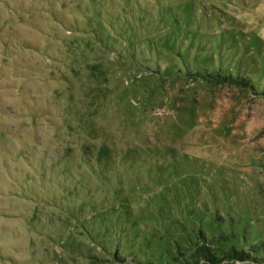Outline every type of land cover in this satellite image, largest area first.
I'll return each instance as SVG.
<instances>
[{"label": "rangeland", "instance_id": "rangeland-1", "mask_svg": "<svg viewBox=\"0 0 264 264\" xmlns=\"http://www.w3.org/2000/svg\"><path fill=\"white\" fill-rule=\"evenodd\" d=\"M220 235L264 258V0H0V264Z\"/></svg>", "mask_w": 264, "mask_h": 264}, {"label": "trees", "instance_id": "trees-1", "mask_svg": "<svg viewBox=\"0 0 264 264\" xmlns=\"http://www.w3.org/2000/svg\"><path fill=\"white\" fill-rule=\"evenodd\" d=\"M200 235H204L206 237L202 231L200 232ZM199 239H202V245L200 243L198 248H196V251L192 254V258L190 257V260H193L195 264H200L202 261L205 264H234L236 262L246 261L257 264L258 262H264V258H260L257 255L252 254L249 250H238L235 246H231L229 250L225 249L227 247L223 245L226 241L224 235H220L219 237L214 236L210 246V243L206 242L205 239L203 241L201 236ZM193 262L186 261L183 263L193 264Z\"/></svg>", "mask_w": 264, "mask_h": 264}]
</instances>
